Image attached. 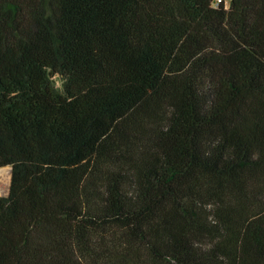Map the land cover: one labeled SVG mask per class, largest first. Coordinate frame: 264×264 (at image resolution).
I'll return each mask as SVG.
<instances>
[{
	"label": "trees",
	"instance_id": "16d2710c",
	"mask_svg": "<svg viewBox=\"0 0 264 264\" xmlns=\"http://www.w3.org/2000/svg\"><path fill=\"white\" fill-rule=\"evenodd\" d=\"M227 1L0 0V264H264V0Z\"/></svg>",
	"mask_w": 264,
	"mask_h": 264
},
{
	"label": "crops",
	"instance_id": "0c3cea01",
	"mask_svg": "<svg viewBox=\"0 0 264 264\" xmlns=\"http://www.w3.org/2000/svg\"><path fill=\"white\" fill-rule=\"evenodd\" d=\"M4 167H7L8 171H0V173L3 175V180L2 182H0V193L3 195H7L10 185L11 168L10 166H4Z\"/></svg>",
	"mask_w": 264,
	"mask_h": 264
},
{
	"label": "built area",
	"instance_id": "2783aa9c",
	"mask_svg": "<svg viewBox=\"0 0 264 264\" xmlns=\"http://www.w3.org/2000/svg\"><path fill=\"white\" fill-rule=\"evenodd\" d=\"M220 3H224L225 7H227L229 2L227 0H214L213 5L218 6Z\"/></svg>",
	"mask_w": 264,
	"mask_h": 264
},
{
	"label": "rangeland",
	"instance_id": "374dc122",
	"mask_svg": "<svg viewBox=\"0 0 264 264\" xmlns=\"http://www.w3.org/2000/svg\"><path fill=\"white\" fill-rule=\"evenodd\" d=\"M54 79H55L57 86H60L59 78L56 76ZM0 171H8V168L7 167H4V168L0 167ZM0 195H3V194L0 193Z\"/></svg>",
	"mask_w": 264,
	"mask_h": 264
}]
</instances>
